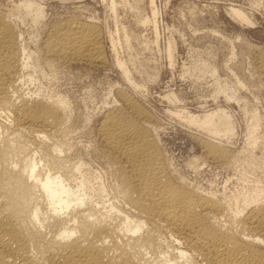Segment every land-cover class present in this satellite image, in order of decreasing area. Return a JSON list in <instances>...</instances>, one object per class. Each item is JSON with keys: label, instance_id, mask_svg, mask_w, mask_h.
Instances as JSON below:
<instances>
[{"label": "bare ground", "instance_id": "bare-ground-1", "mask_svg": "<svg viewBox=\"0 0 264 264\" xmlns=\"http://www.w3.org/2000/svg\"><path fill=\"white\" fill-rule=\"evenodd\" d=\"M140 1L133 0L131 8ZM13 2L11 14L0 13V264H264V141L257 111L241 106L248 119L244 142L232 150L236 127L227 109H168L205 135L196 137L207 158L202 165H222L241 181L239 189L208 192L165 162L158 145L161 124L124 88H115L96 129L101 166L111 180L105 183V176L85 168L81 157L74 161L66 99L56 89L46 93L40 83L55 84L60 65L103 64L101 30L92 22L65 18L54 21L42 50L30 49L12 15L37 23L43 8L36 0ZM233 7L234 19L252 24ZM146 20L137 18L141 24ZM116 38L109 39L113 51ZM130 42L124 33L127 50ZM165 52L172 66L170 42ZM260 60L264 73V57ZM115 66L134 91L146 89L132 78L125 60L116 57ZM196 69L213 77L214 99L222 95L239 102L237 78L230 89L218 83L215 67L201 61ZM35 83L36 89L24 91V85ZM163 98L179 103L170 91ZM191 161L199 167L197 156Z\"/></svg>", "mask_w": 264, "mask_h": 264}, {"label": "rangeland", "instance_id": "rangeland-1", "mask_svg": "<svg viewBox=\"0 0 264 264\" xmlns=\"http://www.w3.org/2000/svg\"><path fill=\"white\" fill-rule=\"evenodd\" d=\"M13 1L0 0V13L11 14ZM36 1L43 8V15L37 23H33L30 16L23 17L18 13L12 15L11 19L30 49L34 46L32 49L42 50L43 41L53 23L65 18L86 20L101 30L102 50L106 57L103 64L60 65L56 74L57 84L50 83L48 79L40 81L46 93L57 90L66 99L67 111L70 112L67 129L71 132L69 135L73 134L70 143L74 161L81 157L85 168L94 174H102L105 183H110L109 176L104 174L101 166L103 152L96 137V129L103 111L111 105V92L124 88L161 124L158 145L163 157H167H164L165 162L167 160V164L187 182L216 193L225 188L230 191L241 187V181L236 180L237 176L222 165L209 161L202 165V161L207 158L196 137L204 138L205 135L186 126L180 119L169 114L168 109L185 108L193 113L218 106L227 109L236 127V135L230 147L232 150H240L248 121L242 108L245 105L247 110H255L260 115L263 126L258 133L262 136L258 135L264 141V73L259 67L260 59L264 57V0H153L152 4L149 0H142L137 3L136 9L131 8L133 0H114L116 3L113 11L109 7L110 0ZM231 6L242 9L253 21L252 24L234 19L229 13ZM151 8L156 11L155 15H152ZM138 15L145 17L146 22L138 23ZM124 33L131 37L129 50L122 43ZM110 36L118 37L115 39V51L111 49ZM168 42L172 45V66L165 52ZM144 43L148 44L145 49L142 46ZM133 56L137 60L132 63L129 60ZM116 57L125 60L132 78L145 86L142 93L134 91L124 81L115 66ZM201 61L208 67L216 68L220 77L218 83L235 89V78L241 82L242 86H237L238 103L227 101L222 95L214 99L213 77L209 73L200 75L196 69ZM44 72L47 73V70ZM36 83L28 84L27 88L24 85V91L36 89ZM167 91L173 92L179 103L169 104L163 98ZM196 156L200 162H196L198 168H194L195 164L191 161ZM228 178L230 180L227 184L225 180Z\"/></svg>", "mask_w": 264, "mask_h": 264}]
</instances>
